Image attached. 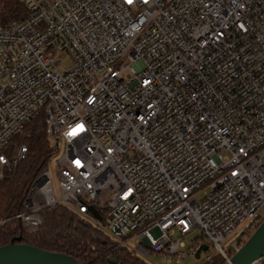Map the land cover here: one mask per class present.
Here are the masks:
<instances>
[{"label": "built area", "instance_id": "1", "mask_svg": "<svg viewBox=\"0 0 264 264\" xmlns=\"http://www.w3.org/2000/svg\"><path fill=\"white\" fill-rule=\"evenodd\" d=\"M16 2L24 18L0 25V180L35 124L59 189L40 172L22 228L61 205L140 259L179 262L205 239L226 262L228 234L264 218V0Z\"/></svg>", "mask_w": 264, "mask_h": 264}, {"label": "trees", "instance_id": "2", "mask_svg": "<svg viewBox=\"0 0 264 264\" xmlns=\"http://www.w3.org/2000/svg\"><path fill=\"white\" fill-rule=\"evenodd\" d=\"M24 16L25 11L16 0H0L1 26L22 20ZM23 143L27 148L24 159L14 169L6 171L0 180V246L9 242L26 244L68 256L79 264H145L129 250L116 247L101 231L61 205L43 208L41 224L36 230L27 232L21 228L14 216L22 212L28 187L46 168L52 155L44 132L37 130L35 124L31 125ZM259 223L249 224L242 231L236 248ZM200 264H224V260L214 254Z\"/></svg>", "mask_w": 264, "mask_h": 264}, {"label": "water", "instance_id": "3", "mask_svg": "<svg viewBox=\"0 0 264 264\" xmlns=\"http://www.w3.org/2000/svg\"><path fill=\"white\" fill-rule=\"evenodd\" d=\"M94 218L98 215L90 209ZM1 224V223H0ZM206 244H200L193 253L195 259L199 258L200 252H206ZM264 253V218L249 234L247 239L234 250L233 254L224 264H250L261 257ZM110 263L112 261L108 259ZM0 264H79L72 258L46 250L26 245L9 242L0 246Z\"/></svg>", "mask_w": 264, "mask_h": 264}, {"label": "rangeland", "instance_id": "4", "mask_svg": "<svg viewBox=\"0 0 264 264\" xmlns=\"http://www.w3.org/2000/svg\"><path fill=\"white\" fill-rule=\"evenodd\" d=\"M60 57H61L60 58V69L67 68L70 65L69 58L66 55H64V54L60 55ZM19 139L20 138H18V140ZM57 155L58 154H55V155L51 156V158L48 160L47 165H46V170L50 173L52 192H53V195L55 197L59 196V189H58L57 181H56V178H55V166H54V160L56 159ZM29 187H28V189L26 191L25 198L29 194ZM99 202H100V204H103L105 202V199L102 198V199L99 200ZM244 227H245V224H242V225L238 226V228L235 230V232L228 234V236L226 237L224 245H223V251L228 256H229V254L231 255L234 252V250L231 249V246L235 245L237 243V240L241 236V233H242ZM21 228H22V226H21ZM103 234L108 238V236L105 233H103ZM196 237H197V233H193L192 235H190L188 237V239L184 240L185 246H184V248L181 249V251H187L188 243L190 241L195 240ZM246 239H244L241 242V245ZM201 241H202V243H205V244L208 245V249H207L206 252H200L198 259H195L193 257V253H192V254H187L179 262H176V260L173 257L168 258V257H164L163 255H160V254H150L147 257H141V260L145 264H200V263L204 262L212 254V248L210 247L208 241L205 240V239H202ZM168 259H169V262H167Z\"/></svg>", "mask_w": 264, "mask_h": 264}]
</instances>
